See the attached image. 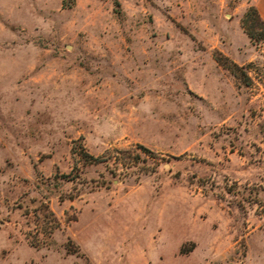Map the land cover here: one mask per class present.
I'll use <instances>...</instances> for the list:
<instances>
[{"label": "rangeland", "instance_id": "rangeland-1", "mask_svg": "<svg viewBox=\"0 0 264 264\" xmlns=\"http://www.w3.org/2000/svg\"><path fill=\"white\" fill-rule=\"evenodd\" d=\"M250 6L0 0V264H264Z\"/></svg>", "mask_w": 264, "mask_h": 264}, {"label": "trees", "instance_id": "trees-1", "mask_svg": "<svg viewBox=\"0 0 264 264\" xmlns=\"http://www.w3.org/2000/svg\"><path fill=\"white\" fill-rule=\"evenodd\" d=\"M241 23L244 29L247 31L251 42L258 45L262 42H264V20L260 17L257 9L255 6H250L247 11L243 14L241 18ZM218 62H220L222 65H225L238 79L248 82L249 76L243 66H240L236 64L235 62H229V64H226L222 58H216ZM139 149H142L149 158H157L155 154H153L150 150L145 148L142 145H137ZM115 152L119 154L117 156V162L121 163H127L129 165L133 163H137L138 159H140V153L135 152L130 149H115ZM73 153L79 157L80 160H82L85 164H98L102 161L100 156H93L92 154L88 153L84 146L81 144L79 146L74 143ZM125 159V160H123ZM128 159V160H127ZM144 160L147 159V157L143 158ZM154 159V164H157L158 162ZM125 165V164H124ZM63 177L67 178V175H64Z\"/></svg>", "mask_w": 264, "mask_h": 264}]
</instances>
